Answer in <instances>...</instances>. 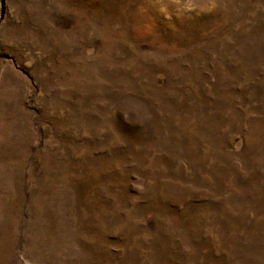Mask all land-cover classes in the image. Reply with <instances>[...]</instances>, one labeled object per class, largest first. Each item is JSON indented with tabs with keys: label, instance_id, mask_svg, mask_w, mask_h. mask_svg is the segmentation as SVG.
<instances>
[{
	"label": "rangeland",
	"instance_id": "1",
	"mask_svg": "<svg viewBox=\"0 0 264 264\" xmlns=\"http://www.w3.org/2000/svg\"><path fill=\"white\" fill-rule=\"evenodd\" d=\"M0 264H264V0H0Z\"/></svg>",
	"mask_w": 264,
	"mask_h": 264
}]
</instances>
